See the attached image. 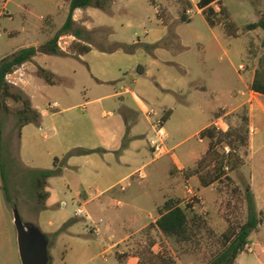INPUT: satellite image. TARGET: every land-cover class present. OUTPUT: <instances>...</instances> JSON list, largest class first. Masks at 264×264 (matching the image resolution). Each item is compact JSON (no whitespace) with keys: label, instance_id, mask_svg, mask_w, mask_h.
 Instances as JSON below:
<instances>
[{"label":"crops","instance_id":"obj_1","mask_svg":"<svg viewBox=\"0 0 264 264\" xmlns=\"http://www.w3.org/2000/svg\"><path fill=\"white\" fill-rule=\"evenodd\" d=\"M10 1L0 0V24L4 20L14 22L17 12L20 10L23 12V17L19 18L20 28L6 29L3 27L8 37L13 38L22 32H26L28 4L23 0H14L12 10H9ZM253 1L257 4V9L254 11V21L248 24L257 22L264 15V6H262L264 0ZM35 2L41 4L45 9L43 15H40L37 21L38 30L43 32L54 26L56 33L68 16L69 0H35ZM198 2L199 0H112L107 11L89 7L76 9L73 12L72 19L75 24L88 32H92L91 35L97 30H105L107 32L105 40L108 43H117L127 47L136 46L137 48L159 44L158 47L151 49L152 57L156 58L155 63L156 60L163 62L158 58H161L163 52H167L169 49L188 50L193 47L199 48L202 54L197 64L201 67H198L197 73L194 75L193 86L190 87L189 85L187 92H195L200 96L194 98L196 100V110L193 112L188 108V101L186 102L184 95L181 94L182 87L171 85L177 80L166 79L164 81L154 77L152 80L157 86V93L150 92L152 96L146 98L140 97L132 91L130 84L124 87V84L128 82L125 75H121V70H118L116 75L113 70H109L110 74L107 76V73L101 70L97 71L93 70L92 67H88L92 79L98 85L113 83V87L120 86L119 92L110 95L111 98L120 99L116 105L118 116L106 126L94 127L92 125L90 132L87 128V135L79 143L73 144L62 152L65 155L64 153L75 149H84L95 150V153L72 156L64 162H62L63 159L56 157L59 160L58 166L61 167V174L47 180L45 187L47 195L43 202V209L35 214L36 220L29 222L37 226L47 236L49 258H52L50 254L51 246L52 249H55L60 245H64V242H67L68 239L86 235L83 231L84 228L86 229V225L82 223V219L75 216V211L73 217L56 214L51 200L60 192H64L65 196L69 197L72 202L82 201L84 205L98 199L96 205L99 209L97 218L91 216V214L90 216L87 215L89 217L87 220L91 222L92 226L87 228L86 231L95 238L104 232L103 230L109 233L107 239L104 238V243H102L103 250L122 245L123 242L142 233L146 236L147 228L155 223L164 204L169 200L179 201V198L182 197L183 181L180 175L181 171L196 166L197 162L206 154L209 141L202 138V142L198 141L201 144L200 146L185 150L181 156L183 161L177 156H170L172 169L153 170L146 174L144 172L145 167L154 161L151 157V160L144 162L146 160L145 151L151 153L147 141L152 134V130L145 117V111L149 107L162 112L168 111L169 117L166 124H170L173 120H177V123H179L183 116L185 117L189 113L194 114L195 121L201 124V127L193 135L195 137L205 128H211L212 123L216 120H220L223 128L226 129L229 117L234 112L244 108L245 117L248 120V185L254 197L256 211L264 213V95L255 93L250 89L259 58V56L255 58L252 51L261 49L260 44L264 40V31L261 29L244 30V27L248 24L237 23L239 15L227 8L225 0H219L218 3L215 2L211 5L216 13V24L212 27L206 21L202 10L198 9ZM20 4L24 5L26 9L21 8ZM221 8L224 9L228 22L232 24L230 29L224 27L223 16L219 14ZM189 10L192 12L191 15L187 14ZM182 17L183 19H181ZM183 26L188 28L183 29ZM65 38L70 44H86L71 35H66ZM31 46L38 45H26L24 48ZM91 48L90 52L93 50L99 51L94 45H91ZM135 51L136 48L133 53H126L122 50L100 52L108 55L109 58L123 60L133 58ZM218 53H223L227 57L228 66H214L213 63L212 66H209L208 61H211ZM45 56L50 55H39L32 62H28L14 71L16 73L22 72V77L19 79L21 84L15 82L14 86L20 88L29 96L32 108L40 114V124L38 126L28 124L20 132L18 157L20 162L30 170H52L54 168L53 166L47 168V165H40L39 162L42 161L39 154L28 158V151L35 149L33 143L34 132L31 127H36L34 131L43 130L42 127L45 122H50L51 117H53H47L45 112H52L59 108L57 104L56 109L49 110L46 109V105L41 108L35 102L40 97V92L51 91L63 81L64 77V75L47 66L46 62H42ZM79 57L84 58L83 55ZM236 60H243L244 62L240 65V69L235 67ZM34 63L54 75L53 83H46L42 78L33 75V71L32 73L28 72L29 65L35 68ZM202 65H208L205 66V71ZM180 66L182 65L180 64ZM182 67L186 69V67ZM187 69L184 72H187ZM230 70L237 77V86L236 84L232 86L233 78L232 74L229 73ZM134 74L139 79H144L148 75V69L139 64ZM133 83H136L134 78ZM248 89L250 91H247ZM104 98L100 97L96 101L101 103ZM146 105H149V107ZM61 111V113H65L68 109ZM103 116L107 117L109 115L103 111ZM142 119L148 127L146 131H141ZM43 137L44 139L48 138L44 134ZM45 161L47 164V158ZM139 171L142 172L143 178L138 177ZM238 172L242 173V169H239ZM198 175L197 173L192 176L190 181L197 187L196 194L204 199L201 205L203 209H207L209 212L208 225L215 231L220 226H223L224 229L225 225L219 220L215 210L216 205L211 203L212 199L216 197L210 190L213 185L200 186ZM128 178H130L129 186L121 191L117 184ZM145 180L147 184L144 187L137 188V191H131L135 181L140 184ZM89 184L94 187V192L90 188L87 189L86 186H90ZM65 190H68V192ZM138 193H141V195L136 197ZM121 195L123 199L119 200L118 197ZM117 202H120V205H117ZM182 204L183 202L180 201L179 205L182 206ZM114 208L121 210L113 211ZM193 210H195V207ZM58 217L62 219L55 225L52 220ZM125 217L129 224L128 227L123 222ZM69 220H73V222L59 232L60 228ZM12 223L13 220L7 209L0 182V264H15L16 233ZM112 226H114L113 229ZM261 227H264V223L253 233L258 234ZM105 236L106 233L104 232L103 237ZM115 237L117 238L116 242L112 241ZM159 247V244H155L151 248V253L157 255L158 253L155 250ZM130 253L126 246L122 251L117 250L110 253V256L119 264H138L139 255L136 257ZM116 256L120 257L121 260H117ZM242 256L243 253L237 257L236 263L237 261L240 263L247 261L245 258L241 259ZM177 263L180 262L178 261L175 264ZM256 263L264 264L258 257H256Z\"/></svg>","mask_w":264,"mask_h":264},{"label":"rangeland","instance_id":"obj_2","mask_svg":"<svg viewBox=\"0 0 264 264\" xmlns=\"http://www.w3.org/2000/svg\"><path fill=\"white\" fill-rule=\"evenodd\" d=\"M13 1L14 0H11L9 2V10H12L11 7L14 5ZM24 1L28 4V14L26 15L28 23L25 24L27 27L26 32H22L16 37L9 38L6 31L3 29V27L6 29L20 28L19 18L23 17L22 10L17 12L14 22L4 20V22L0 24V60L19 51L26 45H42L51 39L55 33L54 26L50 27V30H45L43 32L39 31L37 28V21L40 15H43L45 11L41 4H37L35 0H23V2ZM225 4L231 12L239 15V17H237L239 19L237 20L238 24H248L254 21V11L257 9V4L253 0H225ZM20 5L21 8L26 9L24 5ZM185 28L188 27L183 26V29ZM106 35L107 32L105 30L95 31L91 35L92 44L107 50L111 49V47L117 43H108L105 40ZM262 43H264V40H262L260 44V50L257 49L252 51L254 52L255 58L259 56L258 62L264 57ZM60 45L65 49L63 52L67 53V57L69 58L45 56L42 62H46L47 66H50L53 70L64 75L63 81L51 91L40 92V97L35 101L41 108L45 105L47 107L49 103H56L59 105L57 110L48 113L42 109L47 117L53 116L50 122H45L42 127L43 130L34 131L36 127H31L34 132L33 143L35 144V149L28 151V158H32L34 155L39 154L42 161L39 162L40 165H47V168H51L54 158L59 157L62 160L67 153L63 155L62 152L70 148L73 144L79 143L80 140L87 135V128H89L88 131L90 132V127L92 125L94 127L106 126L118 116L116 105L119 103L118 101H120V99L111 98L110 95L119 92L120 86L113 87V83L102 86L98 85L95 80L92 79L88 67H92L93 70L97 71L101 70L107 73V76L110 74L109 70H113L115 75L118 73V70H121V75L124 74L128 82L124 84V87L130 84V89L132 91L140 95V97L146 98L152 96L150 92L154 94L157 93V86L152 80L154 77L163 79L164 81L166 79L177 80L171 85L182 87L183 91H180L181 94L184 95L185 101H188V108L193 110V112L196 110V100H194V98L200 95L195 92H187V90H189V85L190 87L193 86V82L195 81L194 75L197 73L198 67H201L198 66L197 61L199 57H201L202 52L197 47L188 50L169 49L167 52H163L161 58H158L165 63L157 60L155 63L154 61L156 58L152 57V51L142 46H140V48L136 47L133 58L130 57L119 60L120 58H109L107 57L108 55H104L97 50H93L89 54H83L84 58H80L79 56L82 55L78 57L76 55L74 56L75 51L69 50L71 44L67 39L60 41ZM211 61H208L209 66H212V63L214 66L229 65L228 59L223 53H218ZM236 61L235 67L240 69V65L244 62L243 60ZM139 64L148 69V75L144 79H139L137 75L134 76V72ZM180 64L186 67V69L189 68L187 72H184L186 69L180 66ZM34 66L35 68H32L29 65L28 72L32 73L33 71V75L38 76L37 70L40 66L35 63ZM202 66L205 71V66L207 67L208 65ZM46 71L49 72L48 70ZM229 73L232 74L231 76L234 79H232V86H235V84L238 83L236 80L237 77L233 71L231 72L230 70ZM21 77L22 72H13L12 76L8 77V79L6 78V84L13 93L21 91L29 98L20 88L13 85L15 82L20 83L19 79H21ZM133 78L136 80L135 84L133 83ZM247 91H250V89ZM100 97L105 98L101 103H98L96 100ZM83 106L85 109L82 108ZM147 107H149V105ZM21 108L22 105L20 103H16L12 100L7 99L2 101L0 104V124L2 128V139L7 146V151L12 160L8 176L9 202L6 201L7 209L11 219H13V207L15 206L22 221L29 223L36 220L35 214L40 211L42 202L38 199V192L33 186L32 171L26 168L18 157L19 138L17 113ZM63 109H68V111L61 113ZM103 111L106 112L107 115L112 116L104 117ZM244 116L245 111L244 108H242L229 117L227 120L228 127L226 129L224 128V130L217 132L211 127L218 134L228 132L227 135L221 136L223 143L217 145L213 153H211L204 162L199 164L197 171V166H194L192 169L188 168L181 171L183 195L179 198V201L183 202V207L187 202L194 205L195 210L189 212V217L191 218L194 214H198L200 219L197 220L195 224L189 225V240L187 242L176 241L173 238H164L162 245L157 248L155 252L160 251L163 253L164 257L175 263L179 261L180 263L177 264H207L221 251L223 245L222 234L236 231L246 220L247 212L244 192L246 187L249 186L247 176L249 158L247 151L248 146H246V130L242 124V118H244ZM141 122V131L148 130L143 119ZM200 127L201 124L195 121L194 114L191 113L187 114L185 117L183 116L179 123H177V120H173L170 124H166L165 122L163 126V132L166 136L165 143L166 146L172 150V153L171 155H165L161 158L154 159L151 164L145 167L144 172L148 174L153 170L162 171L164 169H172L173 165L170 162V156H177L183 161L181 156L185 150L201 145L198 142L197 136H193ZM43 134L47 135L48 138L44 139ZM145 152L146 160H144V162H147L151 160V157L153 158V155H151V153L149 154L147 151ZM46 158L48 160L47 164L45 161ZM222 158L224 166L227 169H224V167L222 170L219 166ZM229 161L230 164L236 166V168L230 169ZM239 169H242V173L238 172ZM197 173L199 174L198 179L203 178L206 182L213 180L214 176L218 175L211 184L213 186L210 190L216 195L211 203L216 205L215 210L217 211L219 220L225 225L224 229L223 226H220L219 229L217 228V231L212 229L208 225L209 212L207 209H203L201 205V202L204 201L203 197L196 194L199 198H191L186 192L185 187H189L195 193L197 192V187L190 181V178ZM146 182L145 180L138 184L137 181H135L131 191H137V188L144 187L147 184ZM86 187L94 192V187L92 185ZM65 191L68 192V190ZM140 195L141 193H138L136 197ZM118 199L122 200V195L119 196ZM97 200L98 199H95L91 203L84 205L82 201L76 203L72 202L69 197L65 196L64 192H60L52 198L51 202L54 205L57 215L73 217V212L76 211L77 208H84L85 212L79 219H82V223H85L87 229L91 227L92 224L87 220L86 215L90 216L91 214V216L97 218L99 211L96 207ZM63 202L66 204L65 207L61 205ZM134 204L138 205L137 203ZM112 210L120 211L121 209L114 208ZM261 218L262 223H264V213H261ZM61 219L62 218L58 217L52 221L57 225L58 221ZM123 222L126 227L129 226L126 217L123 219ZM113 228L114 226H112V229ZM86 229H83L84 234H86L85 236L68 239L67 242H64V245H60L55 249H52L51 246V264H119L110 256V253H114L117 250L122 251L126 246L133 256L137 257L139 253L146 254L145 247L148 238L142 233L141 235L128 239L126 242H123L122 245H116L109 249L106 248L105 250H109V254L107 255L109 259L107 260L106 258L107 261H103L99 254L104 249L102 243H104V238L107 239L109 233L103 230L106 236L103 237L104 232H102L95 238L89 235ZM248 240V246L241 257V259L245 258L247 261L241 263L239 261L236 263L235 261V263L258 264L256 263V257L264 263V227H261L258 234L252 232ZM112 241L116 242L117 238H113ZM14 252L15 264H20L16 240Z\"/></svg>","mask_w":264,"mask_h":264},{"label":"trees","instance_id":"obj_3","mask_svg":"<svg viewBox=\"0 0 264 264\" xmlns=\"http://www.w3.org/2000/svg\"><path fill=\"white\" fill-rule=\"evenodd\" d=\"M112 0H69V13L66 18V21L62 27L54 34V36L49 39L46 43L38 46H31L27 48L20 49L19 51L4 57L0 60V104L4 100H12L16 103H20L22 108L18 111L17 117V129H18V138L20 139L21 129L28 125L40 124V114L32 108L29 98H27L21 91L13 93L9 86L6 84L5 77L9 74H12L22 65L32 62L33 59L39 55H50L57 57H67V53L63 52L58 46V40L62 36L71 35L82 41L86 44L72 43L69 47L70 51H75L74 56L86 54L91 51L92 38L91 33L86 29L78 26L72 19L73 12L76 9H86V8H95L102 11H107L110 7ZM219 0H199L197 3L198 9L202 10L206 21L210 26H215L216 24V13L214 12L211 5ZM223 16V24L225 29H230L232 24L228 22V17L225 15V11L221 8L220 13ZM183 19V17L181 18ZM255 29H261L264 31V15H262L257 22L248 24L244 27L246 31H252ZM159 44L145 46V49L151 50L158 47ZM101 52H114L117 50H122L126 53H133L136 46L127 47L121 44H114L111 49H104L102 47L95 46ZM262 48H264V43H262ZM37 74L42 78L46 83H53L54 75L50 72H47L43 68H38ZM250 89L260 95H264V57L258 62L257 69L255 71V77L251 84ZM169 117V112H164V123ZM242 124L246 130V146H248V120L244 116L242 118ZM228 132L224 134H218L212 128H205L199 133L201 138H206L209 141L208 150L206 154L197 162L196 171L201 162H204L207 157L213 153L217 145L222 144L221 136L227 135ZM19 149V146H18ZM94 150H84V149H75L68 152L64 158L63 162L72 156H82L95 153ZM59 160L57 158L53 161L52 170H31L32 171V182L35 190H37V197L42 202L46 199L45 187L47 180L52 177H57L61 174V167L58 166ZM228 163V160H227ZM12 160L7 151V146L4 144L2 139V128L0 124V182L1 190L4 194L5 200L9 202L8 197V176L11 169ZM230 169L236 168V166L231 165L229 161ZM219 166L222 168L225 167L223 163V158L219 163ZM218 175L214 176L213 180L206 182L203 178H199L200 185L202 187H208L211 185L215 178ZM40 190V192H39ZM245 202H246V220L244 223L239 226L236 231L226 232L222 234L223 245L222 249L218 255L211 259L207 264H235L237 257L245 251L248 246V239L252 232H255L258 227L262 224L261 213L256 211V206L254 202L253 194L250 191V187H246L245 192ZM180 201L169 200L164 204L163 209L159 212V216L154 224H151L146 230V236L148 238L146 242V254L139 253V263L138 264H175V262L169 260L163 256V253L153 255L151 253V248L155 244L160 246L163 243L164 238H173L176 241L187 242L189 240V225L195 224L197 220L200 219L198 214H194L191 218L189 217V212L193 210L194 205L190 202H187L185 206L179 205ZM73 220L67 221L59 230L63 231L67 226H69ZM257 251V250H256ZM117 260H121L120 257H117ZM51 264V258L49 261Z\"/></svg>","mask_w":264,"mask_h":264},{"label":"built area","instance_id":"obj_4","mask_svg":"<svg viewBox=\"0 0 264 264\" xmlns=\"http://www.w3.org/2000/svg\"><path fill=\"white\" fill-rule=\"evenodd\" d=\"M187 14L191 15L192 12L189 10V11H187ZM63 39H66L65 36H62L59 38L58 46L62 51H65V49L63 47H61V45H60V41H62ZM10 76H12V74L7 75L5 77V80H6V78L8 79V77H10ZM13 85H15V83H13ZM46 108L49 110L55 109V108H57V104L56 103H49ZM82 108L84 109V106ZM145 117L148 120L150 128L152 130V134L148 138V146H149L151 153L153 155V159H158V158H161L165 155H171L172 150L166 146V143H165L166 136L163 132L164 112L157 110L153 107H149L145 111ZM211 127L217 132L224 130L223 124L220 120H216L214 123H212ZM197 138H198L199 142H202V138L199 135L197 136ZM224 169H227V168L225 167ZM138 177L143 178L142 172H140V171L138 172ZM129 184H130V178L123 180L120 183H118L117 187L121 191H124L126 189V187L129 186ZM185 189H186L187 194H189L191 198L197 197L196 193L193 192L192 189H190L189 187H185ZM61 205H62V207H65L66 204L63 202ZM117 205H120V202H117ZM82 214H84V209L83 208H77L75 211V216L80 217ZM86 218L88 219L89 217L86 215ZM157 253L161 254L160 251H158ZM108 254H109V250H103L100 254V257L103 260H106Z\"/></svg>","mask_w":264,"mask_h":264},{"label":"water","instance_id":"obj_5","mask_svg":"<svg viewBox=\"0 0 264 264\" xmlns=\"http://www.w3.org/2000/svg\"><path fill=\"white\" fill-rule=\"evenodd\" d=\"M12 220L20 264H49L47 236L34 224L23 222L15 206Z\"/></svg>","mask_w":264,"mask_h":264}]
</instances>
